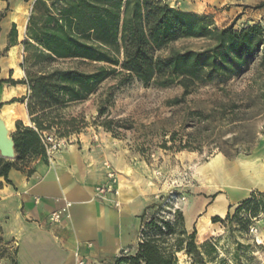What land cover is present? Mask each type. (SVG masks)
Returning <instances> with one entry per match:
<instances>
[{
    "label": "trees",
    "instance_id": "trees-1",
    "mask_svg": "<svg viewBox=\"0 0 264 264\" xmlns=\"http://www.w3.org/2000/svg\"><path fill=\"white\" fill-rule=\"evenodd\" d=\"M3 1L7 7L0 14V33L12 0ZM32 1L21 65L25 72L21 84L27 87L22 103L26 104L32 126L21 127L22 122L18 123L14 135L16 158L0 159V178L8 184L12 169L23 172L19 164L48 160L45 134L55 132L68 137L77 132L75 119L67 120L64 115L66 109L87 101L102 84L118 76L127 81L135 79L145 87H179L186 98L206 83H224L256 64L253 78L243 92V102L248 104L246 110H251L256 100L264 102V29L260 25L241 30L232 25L220 28L211 16L172 7L168 0ZM17 38L13 24L8 46L0 51V58L18 44ZM190 41L201 44L197 49L174 47ZM6 83L0 79V88ZM110 101L107 98L103 103ZM104 113L100 108L99 116ZM27 174L32 175L33 169ZM164 200L162 197L146 207L135 253L120 255L114 264H178L177 254L181 252L196 264H206L209 243L197 246V230L188 233L182 210L170 212L169 217L160 215ZM244 209L250 216L264 213V193H251L236 207V214ZM230 216L228 213L226 219ZM9 247L12 242L6 241L0 231V260ZM17 253L15 248L13 264Z\"/></svg>",
    "mask_w": 264,
    "mask_h": 264
},
{
    "label": "rangeland",
    "instance_id": "rangeland-1",
    "mask_svg": "<svg viewBox=\"0 0 264 264\" xmlns=\"http://www.w3.org/2000/svg\"><path fill=\"white\" fill-rule=\"evenodd\" d=\"M168 1L172 7L209 15L214 22L218 19L230 24L228 26H234L235 30L244 29L252 11L262 5L252 0ZM33 3L32 0H12L3 25L6 35L11 32L12 22L16 23L18 31V62L15 67L4 70L10 52L0 58V79L8 82L2 88L7 89L6 92H12V88L16 90L10 101L0 100L1 113L6 106L15 105L11 129L13 137L19 122H22L21 127L32 126L24 115L27 108L22 100L27 96V87L21 84L25 79L21 65L24 59L23 42L26 40ZM211 8L213 12L207 14ZM3 12L5 8L0 9V14ZM246 13L247 19L244 18ZM200 44L197 41L179 42L174 47L180 49L190 46L197 49ZM255 68L256 64L241 76L230 78L224 83H206L186 98L179 87H145L135 79L127 81L118 76L102 84L99 91L87 101L64 111L67 120L75 119L76 133L68 137H60L55 132L52 134L59 139H66L68 144L82 136L102 146L107 154L125 157L132 171L131 178L147 184L151 203L165 198V208L159 214L169 217L170 212L182 210L188 220V233L197 230V246L209 243L207 251L210 254L205 257L206 264H264V213L250 216L248 210L244 209L236 214L237 206H234L229 209V220L225 216L217 223L205 217L206 213L196 215L199 199L210 200L216 193L221 194L218 197L264 193V188L247 187L246 181L251 176L241 163L264 164V102L256 100L251 110H246L248 104L243 102L246 98L243 92L253 78ZM16 69L23 72L21 78L16 76ZM107 98L111 101L103 103ZM235 105L241 108L234 110ZM100 108L105 110L101 116ZM216 157H221L227 166V188L211 187L201 171L206 162ZM33 163V160H26L19 167L28 173L32 171ZM16 247L12 242V247L6 250L7 255L0 260V264H13ZM129 253L134 254L135 251ZM177 257L178 264H196L184 252L178 253Z\"/></svg>",
    "mask_w": 264,
    "mask_h": 264
},
{
    "label": "crops",
    "instance_id": "crops-1",
    "mask_svg": "<svg viewBox=\"0 0 264 264\" xmlns=\"http://www.w3.org/2000/svg\"><path fill=\"white\" fill-rule=\"evenodd\" d=\"M252 1L262 5L252 11L245 26L260 25L264 29V0ZM210 4L214 6L211 1ZM6 7L7 2L1 0L0 9ZM209 12L213 8L206 13ZM244 18H248L247 13ZM6 19L7 16L1 22L0 51L8 46L9 33L3 31ZM215 24L230 25L218 19ZM24 115L30 120L27 109ZM107 153L102 146L79 136L47 161L35 160L32 175L14 168L8 175L11 184L0 178V231L6 241L14 242L18 248L16 264H114L125 252L136 251L142 216L151 203V195L145 182L131 178L125 157ZM105 161L111 162L118 174L120 196L101 201L95 192L107 181ZM222 196L218 206L223 213H211L217 197L202 198L196 215L206 213L210 220L222 219L230 207L238 206L250 194ZM67 202L72 205L67 217L61 224L52 223V214Z\"/></svg>",
    "mask_w": 264,
    "mask_h": 264
},
{
    "label": "bare ground",
    "instance_id": "bare-ground-1",
    "mask_svg": "<svg viewBox=\"0 0 264 264\" xmlns=\"http://www.w3.org/2000/svg\"><path fill=\"white\" fill-rule=\"evenodd\" d=\"M17 53H18V48L16 46L10 49L8 65L6 64L4 65V70L15 67L16 62H18ZM15 73L18 78H21V76L23 75V72L19 69H16ZM6 90L3 88L0 89L1 102L10 101L11 99L14 98L16 94V90L14 88L11 89L12 92H6ZM14 106H6L2 113V117L6 123V126L10 130L13 128L14 119H15ZM241 163L244 169H246L251 176L250 179L246 181L248 185L247 187L258 186L260 188H264V164L263 166H259L255 162H241ZM201 169L204 175H206L208 182H210L211 187L220 186L227 188V186H229V182H228L229 174L227 172V166L221 157H216L210 160V162L208 163L206 162V164H204ZM223 199H224L223 196H220L216 199V208L212 210L211 213H223V210H220L218 206L223 201Z\"/></svg>",
    "mask_w": 264,
    "mask_h": 264
},
{
    "label": "built area",
    "instance_id": "built-area-1",
    "mask_svg": "<svg viewBox=\"0 0 264 264\" xmlns=\"http://www.w3.org/2000/svg\"><path fill=\"white\" fill-rule=\"evenodd\" d=\"M95 139H97V137H95ZM43 143L46 149L47 156L49 158L52 157L54 153L62 150V148L68 145V141L66 139H59L52 133L44 135ZM103 166L105 169L107 181L96 189L95 197L98 200L106 201L109 196L119 197L120 188L118 174L114 170L112 164L109 161H105L103 163ZM71 206V203L67 202L63 209L54 212L51 217L52 223L61 224L63 220L67 217L68 209ZM115 206L119 207L120 203L116 202ZM124 254H128V252H125ZM81 264H83V262H81Z\"/></svg>",
    "mask_w": 264,
    "mask_h": 264
},
{
    "label": "water",
    "instance_id": "water-1",
    "mask_svg": "<svg viewBox=\"0 0 264 264\" xmlns=\"http://www.w3.org/2000/svg\"><path fill=\"white\" fill-rule=\"evenodd\" d=\"M0 157L8 160L16 158L15 140L11 134V130L6 126V123L0 112Z\"/></svg>",
    "mask_w": 264,
    "mask_h": 264
}]
</instances>
